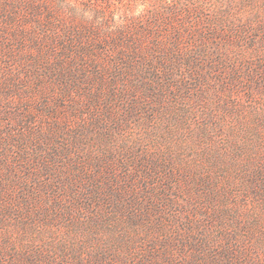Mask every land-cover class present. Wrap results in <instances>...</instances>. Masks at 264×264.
Returning <instances> with one entry per match:
<instances>
[{
	"label": "rangeland",
	"instance_id": "rangeland-1",
	"mask_svg": "<svg viewBox=\"0 0 264 264\" xmlns=\"http://www.w3.org/2000/svg\"><path fill=\"white\" fill-rule=\"evenodd\" d=\"M44 1L48 3L40 6V13H29L23 6L14 22H0V31L6 28L0 32V131L46 129L49 120L38 119L41 112L37 107L46 98L54 101L55 89L45 80L38 81L37 69H26L30 65L27 60L50 40L58 46L80 36L81 44L72 49L91 48L86 45L91 36L81 31L75 19L78 16L70 18L72 12L86 11L89 16L98 12L105 22L123 24L125 39L136 42L135 48L140 50L152 48L157 37L159 41L167 38L165 19L169 17L161 14L167 8L166 0H63L59 7L52 0L37 3ZM195 1L203 7V22L190 25L208 32L205 36L212 33L207 29L213 30L218 40L211 42L218 46L215 50L204 43L205 51L210 52L208 59L202 56L206 61L203 69H197L192 77L188 71L174 72L173 81L180 91L176 93L171 86L158 101L139 99L142 108L134 113L131 110L114 137L86 134L89 118L79 127L84 129L83 144L88 153L110 152L108 161L115 162L112 171L117 178L122 177L112 183V191L90 196L83 182L70 177L73 169L69 165L41 172L25 161L15 162L16 168L0 164V264H187L192 254L188 248L181 252L179 244L190 232L194 249L207 243L204 249L215 254L221 253L220 241L245 239L250 262L264 264V76H251V72H264V0H231L223 17L219 10L230 0ZM168 2L179 9L183 0ZM48 10L54 19H48ZM219 15L225 23L217 32L212 19H220ZM39 23L58 26L44 44ZM240 27L244 30L235 33L233 29ZM31 41L39 44L33 46ZM98 45L92 48L99 50ZM123 47L133 50V45ZM118 49L111 48L113 52ZM229 73L237 80L226 85ZM105 84L101 92L107 93L112 86L125 93L120 100L117 93L114 109H128L127 104L133 101V82ZM144 106L148 109L145 112ZM25 110L36 117L32 124L22 123L28 121L20 117ZM145 154L158 159L162 176L166 172L174 177L164 181L173 183L164 196L172 204L156 212L151 210L150 200L143 194L135 196L132 190L133 157ZM118 161L128 164L121 168ZM91 169L85 170L84 180L98 174L97 169L89 173ZM54 171H59L58 175ZM119 186L121 190L116 191ZM137 186L143 189L140 183ZM134 198L146 204L145 208L135 206ZM27 202L31 206H21ZM138 210L144 217L133 221V212L138 215ZM186 223L192 228L183 232ZM220 262L236 263L235 258ZM207 263L212 264L205 259Z\"/></svg>",
	"mask_w": 264,
	"mask_h": 264
},
{
	"label": "trees",
	"instance_id": "trees-1",
	"mask_svg": "<svg viewBox=\"0 0 264 264\" xmlns=\"http://www.w3.org/2000/svg\"><path fill=\"white\" fill-rule=\"evenodd\" d=\"M37 1L39 0H12L10 3L9 0H0V22L4 24L14 22L19 14V8L21 9L23 6H27L26 10L29 13L33 12L36 14L37 11L40 13V6H46L48 2L37 3ZM52 1L56 3V5L53 4L55 7L63 4V0ZM230 2L231 0L224 1L223 8L219 10V14L222 17L227 8L231 6ZM170 4L166 0L167 8L161 13L169 17L165 19L167 22L166 26L169 28L167 38L165 41L161 39L159 41L158 37L155 38L151 42L152 48L147 50L137 49L135 48L138 45L136 42L133 41L132 44L125 39L123 24L114 25L115 23H112V21H109L110 23L105 22L101 20L102 17L98 12L91 16L86 11L72 12L69 15L71 19L76 16L79 17V19H75L80 22L78 25L82 26L80 28L81 31L87 32L91 36V40L86 44L91 48L77 47V49H72L73 45L81 44V42H78L82 38L80 36L66 44H59L58 46L61 48H57L58 46H53V41H49L48 37L50 38L51 34H54L58 26L50 27L47 24L43 27L39 23V30L45 38L41 44L47 41H49V44L46 48L43 46L35 51L33 56L27 60L30 65H26V69H28V66L37 69L40 72L38 81L45 80L55 89L52 92L54 101L50 102L46 98L37 107L41 112L38 119H47L49 123L46 124L44 131L42 129L39 130V127L31 129L29 132L24 130L12 133L11 129L0 131V164L7 165L9 168H16L15 162L21 163V161H25L28 165L37 166L41 172H47L48 169L51 171V167L60 166L62 168L65 165H69L73 169L70 172V177L83 182L81 185H83V189L92 193L90 196L100 195L101 191H112V183L122 178H117L112 171V163L115 162L108 161L110 160L108 157L110 152L97 151L90 154L84 149L83 141L86 139V135L83 133L84 129L82 127L79 129L80 125H84L89 118V122H86L88 127L86 134L90 132L91 134L100 135L101 138H105L106 135L114 137V132L122 129V125L125 124L131 110L134 113L137 108H142L139 99L145 101L150 98L158 101L160 100L159 96H162L163 92L171 86L175 87L176 93L179 92L178 84L173 81L175 78L173 73L178 70H184L188 71V77H192L197 69H203L202 66L206 61L202 56L206 59L209 58V49L205 51L207 44L210 48L213 47L214 50L218 49V46H214L211 43L215 39L213 30L207 29L212 31V33L211 36H205L208 32H201L190 25L203 22L200 12L203 8L202 5L199 7L195 0H183L179 9L175 4ZM50 11H47L49 20L54 19ZM220 15V19H212V23H214L212 27L217 32L222 31L221 27L224 26L222 23H225ZM157 16L159 17V15ZM190 19L191 21H189ZM243 28L240 27L239 30H233L235 33H241L244 30ZM5 31L6 28L3 27L2 32H0L4 33ZM19 32H22V30L19 29ZM147 33L146 35H150V32ZM77 34H81V32ZM183 37L188 41L184 42ZM197 38L198 42L190 45ZM215 40L218 41L217 39ZM205 42L207 43L206 45L204 44ZM31 43L33 46L39 44L36 41H31ZM95 44H99V50L98 48H92V45ZM128 45H133V50H125L123 46ZM115 46L119 49L113 52L111 48ZM185 47L186 49H184ZM26 72L27 70H25V74L28 76L29 72ZM259 75L264 76V72L261 74L251 72L252 77ZM8 76L10 75L6 73L7 78ZM196 77L202 78L197 73ZM236 78L234 73H229V79L225 81V84L234 83L237 80ZM9 80L15 81L16 79L9 77ZM105 81L111 84H115L118 81L133 82V101L131 100L127 104L129 106L128 109L121 108V111L119 108L114 109L113 104L117 102L118 96L120 100V98L125 96V93L119 92L121 90L112 89V86H110L107 93L101 92L100 88L106 85ZM117 93H120V95L118 94L117 96ZM78 99L81 100L80 103L75 102ZM143 110L145 112L148 109L144 106ZM27 112L25 110V114L20 116L21 119H28V121H23L22 123L32 124L36 117L33 118L34 116L27 115ZM114 112H116L115 118L112 116ZM73 121V126H71ZM110 122L115 125V130H112L114 127ZM16 133L18 135H15ZM5 138L9 139L5 141ZM111 153L114 154L115 151ZM118 153L121 152L118 151ZM116 163L121 168L128 164L127 161H118ZM133 166V189L131 187L128 188L133 190L135 196L143 194L146 200H150L149 206L155 212L166 205L172 204L166 201L164 196H166L167 192H170V187H172L173 183H164V181L172 180L174 177L165 171L164 176H162L163 173L160 174V170L163 167L157 168L159 166L158 159L146 154L138 155L135 158L133 157ZM87 167H93V169L89 170V173L97 169L98 174L89 175L88 179L84 180L82 176H85ZM54 173L58 175L59 171H54ZM71 178L68 180H71ZM125 182L127 181L123 180V183ZM139 183L143 186V189L137 186ZM86 185H89L90 188L86 187ZM126 187L123 190H126ZM117 190L120 191L121 186ZM22 195L25 196L24 193ZM137 201L134 198L133 204L135 206L145 208L146 204L142 205V203ZM23 205L26 207L28 205L31 206L28 202L21 204V206ZM135 209L138 208L135 207ZM111 214H117L116 216H118L119 213ZM142 217L144 215L141 211L138 215L133 212V221ZM118 219L115 223L119 222ZM190 228L192 226L186 223L183 232L189 231ZM190 234L184 239V242L179 244V247L182 248L181 252H183L184 248H188L190 254H192L187 264H204L205 259H209L212 264H221V260L228 259L229 261L231 258H235V264H253L246 253L250 250L245 251L248 246L244 245V243H247L245 239L241 241L237 239L220 241L221 245L219 247L223 255L221 257L220 252L215 254L212 250L206 251L204 248L207 243L199 244L194 249L192 245L193 239H191L192 235ZM218 256L220 259L215 261L214 259L218 258ZM243 258H248L249 260L242 263L239 260Z\"/></svg>",
	"mask_w": 264,
	"mask_h": 264
}]
</instances>
